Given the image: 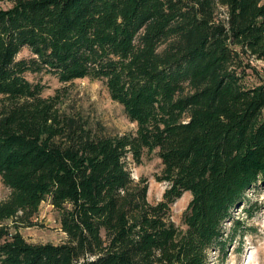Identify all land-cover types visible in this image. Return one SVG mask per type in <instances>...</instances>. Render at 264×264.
Returning a JSON list of instances; mask_svg holds the SVG:
<instances>
[{"label": "trees", "instance_id": "trees-1", "mask_svg": "<svg viewBox=\"0 0 264 264\" xmlns=\"http://www.w3.org/2000/svg\"><path fill=\"white\" fill-rule=\"evenodd\" d=\"M0 3V264H210L231 210L264 183V79H246L264 61V0ZM23 46L33 56L16 59ZM25 71L103 80L135 129L95 133ZM128 155L160 159L162 199L147 200ZM45 199L62 242L18 231Z\"/></svg>", "mask_w": 264, "mask_h": 264}, {"label": "rangeland", "instance_id": "rangeland-1", "mask_svg": "<svg viewBox=\"0 0 264 264\" xmlns=\"http://www.w3.org/2000/svg\"><path fill=\"white\" fill-rule=\"evenodd\" d=\"M5 4L0 3L2 6ZM31 56L33 54L30 49L23 46L16 59ZM249 63L254 69H247L249 74L246 79L250 82L264 79V61L250 58ZM24 76L34 83H41L44 86L43 95L53 94L56 88H61V109L79 115L95 133L114 135L135 129V123L128 119L122 106L111 99L101 79L84 77L62 83L45 71H25ZM127 162L134 180L140 177L146 179L147 200L155 203L162 199L168 184L156 180L155 177L162 167L160 159L151 155L143 157L137 164L128 155ZM8 193L9 188L0 180V200ZM245 195V200L237 204L224 221V248L214 246L208 250L210 264H264V183L252 184L246 189ZM190 198V192L185 191L170 206L169 217L178 226L181 225V215ZM32 222V225L18 227V231L27 241L59 243L65 240L66 234L60 228L59 212L48 199L41 201ZM7 223L11 222L8 220ZM10 231H13V227H10Z\"/></svg>", "mask_w": 264, "mask_h": 264}]
</instances>
